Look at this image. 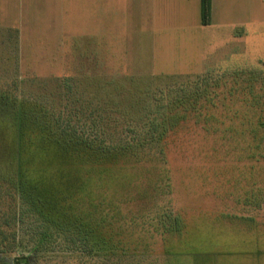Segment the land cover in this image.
<instances>
[{"label":"rangeland","instance_id":"1","mask_svg":"<svg viewBox=\"0 0 264 264\" xmlns=\"http://www.w3.org/2000/svg\"><path fill=\"white\" fill-rule=\"evenodd\" d=\"M18 6L0 0V89L93 126L85 129L91 135L101 130L109 143L130 142L124 129L144 127L145 116L167 109L183 91L200 95L195 110L206 105L203 96L215 103L206 111L217 119L212 131L189 119L167 138L163 155L145 144L124 171L97 183L90 197L103 203L95 214L110 219L148 264H264V156H245L247 132L224 136L253 128L259 114L251 93L264 99L263 19L225 44L216 34L221 26H201L198 0H73L58 24L66 34L51 28L49 16L33 19L34 11L19 19ZM146 92L152 97L144 110ZM8 202L1 193L0 212ZM167 212L183 219L181 237L166 235ZM35 225L24 216L13 237L0 220L3 260L11 261L13 245L18 255H31V264H117L71 250L47 226L39 239Z\"/></svg>","mask_w":264,"mask_h":264},{"label":"trees","instance_id":"2","mask_svg":"<svg viewBox=\"0 0 264 264\" xmlns=\"http://www.w3.org/2000/svg\"><path fill=\"white\" fill-rule=\"evenodd\" d=\"M208 11V0H201L203 22ZM255 73L258 72L248 74L253 76ZM171 90L182 89L179 86ZM183 92L184 95L173 99L167 109L162 112L154 110V117L145 116L147 125L144 127L124 129L123 132L132 141L112 144L101 130H95L98 135H91V131L85 130L87 125L77 124L75 118L65 115L63 111H47L42 104L25 101L0 89V186L1 182L3 190L5 184L10 186L11 189L7 186L8 189L3 192L13 202L12 205L8 202V209L0 212V220L13 228L10 234L15 235L16 223L26 216L36 221V229L47 226L60 234L71 250L114 259L117 264H148L142 261L144 257H139L136 249L119 239L121 231L112 227L110 219L95 214V207L101 205L103 200L100 198L93 203L90 194L105 176L109 178L124 171V166L128 164L125 161L138 159V152L145 144L155 143L158 152L163 155L167 138L189 119H193L205 131L214 129L217 119L206 111L215 103L203 96L201 101H206V105L200 103L201 109L195 110L192 100L200 95ZM196 93L200 94V91ZM251 94L252 104L258 106L256 109L259 110L254 127L248 131L224 130V136L245 138L247 132L251 144L245 156L259 160L264 156V113L261 110L264 109V99L258 101ZM146 96L144 110L152 94L146 92ZM129 121L138 122L139 119L131 117ZM87 127L91 129L93 126ZM3 192L0 190V194ZM16 197L19 199L18 205L14 204ZM89 201L92 204L87 209L85 206ZM161 220L169 238L181 237L185 224L178 213L167 212ZM44 235L45 231L40 230L38 238ZM10 246L11 261L3 260L0 249V264H31V255H18L16 248ZM166 254L171 255L170 260L173 258L171 253Z\"/></svg>","mask_w":264,"mask_h":264},{"label":"crops","instance_id":"3","mask_svg":"<svg viewBox=\"0 0 264 264\" xmlns=\"http://www.w3.org/2000/svg\"><path fill=\"white\" fill-rule=\"evenodd\" d=\"M71 1L73 2V0H3V3L5 6L7 3L19 4V19L27 20L25 18V10L36 13L33 15V19H44L49 16V20L54 22L51 28L54 26L56 32L61 31V34H66L63 31L64 27L58 24L59 21L67 18V11ZM198 2L199 13L201 14V0H198ZM208 3L209 11L205 22L202 21V16L200 15L201 26H221L223 31L221 34L217 32L216 34L226 37L225 44H230L234 36L240 37L244 35V28L246 26H251L252 23H258L259 19H263L262 21H264V0H208ZM37 4L40 7H37ZM42 5L46 7L42 8ZM26 17L31 18L30 16ZM5 18L8 20L16 19L9 16ZM5 25L7 26L6 28L14 29L10 27L13 26L10 23H5ZM258 26L261 25L258 24Z\"/></svg>","mask_w":264,"mask_h":264}]
</instances>
